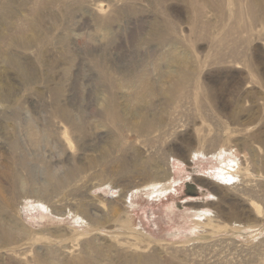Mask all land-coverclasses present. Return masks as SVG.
<instances>
[{"label": "rangeland", "instance_id": "rangeland-1", "mask_svg": "<svg viewBox=\"0 0 264 264\" xmlns=\"http://www.w3.org/2000/svg\"><path fill=\"white\" fill-rule=\"evenodd\" d=\"M0 264H264V0H0Z\"/></svg>", "mask_w": 264, "mask_h": 264}, {"label": "bare ground", "instance_id": "bare-ground-1", "mask_svg": "<svg viewBox=\"0 0 264 264\" xmlns=\"http://www.w3.org/2000/svg\"><path fill=\"white\" fill-rule=\"evenodd\" d=\"M66 119V118H65ZM66 132V131H65ZM68 134V133H67ZM68 136V135H67ZM66 137V136H65ZM66 139V138H65ZM68 140V139H67ZM66 140V141H67ZM68 144V143H67ZM66 144V145H67ZM68 145H70V144H68ZM73 146V145H72ZM70 146H68V148H69ZM74 147V146H73ZM73 147H72V149H73ZM208 156V155H207ZM208 167V166H207ZM208 170V169H207ZM206 170V171H207ZM222 172V170L221 169H218L217 168V166H213V167H211V168H209V171H207L206 173L208 174V175H210L211 177H213V178H216V177H218V175L220 174ZM128 199H132V196H129L128 197ZM159 213H161V212H159ZM46 216V215H45ZM163 216V215H162ZM166 216H168V215H166ZM161 217V216H160ZM46 218V217H45ZM48 218V217H47ZM163 218V217H162ZM166 218H168V217H166ZM157 219H159L158 217H157ZM174 219V218H173ZM185 219V218H184ZM175 220V219H174ZM163 223V222H162ZM165 228V227H164Z\"/></svg>", "mask_w": 264, "mask_h": 264}]
</instances>
